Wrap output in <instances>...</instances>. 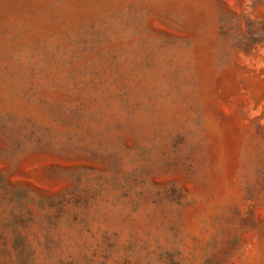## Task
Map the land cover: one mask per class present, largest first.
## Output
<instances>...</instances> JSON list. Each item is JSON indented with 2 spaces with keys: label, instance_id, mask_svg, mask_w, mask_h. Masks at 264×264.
<instances>
[{
  "label": "rangeland",
  "instance_id": "1",
  "mask_svg": "<svg viewBox=\"0 0 264 264\" xmlns=\"http://www.w3.org/2000/svg\"><path fill=\"white\" fill-rule=\"evenodd\" d=\"M0 264H264V0H0Z\"/></svg>",
  "mask_w": 264,
  "mask_h": 264
}]
</instances>
